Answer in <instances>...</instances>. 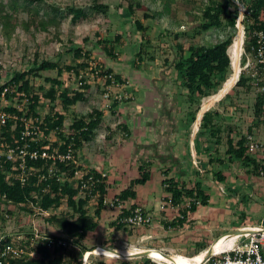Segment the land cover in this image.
<instances>
[{"label": "trees", "instance_id": "16d2710c", "mask_svg": "<svg viewBox=\"0 0 264 264\" xmlns=\"http://www.w3.org/2000/svg\"><path fill=\"white\" fill-rule=\"evenodd\" d=\"M242 2L247 8L243 20L246 33L245 53L242 57V66H244L249 58L253 60L257 58L261 40L260 33L264 35V0H242ZM140 5V0L136 2L129 0L126 8L129 16L136 15V9ZM166 8L168 9L169 5ZM110 9L109 4L99 0H93V3L87 8L75 5L64 7L55 0H0V31L8 38H11L19 27L34 32H57L67 19H70L73 25H78L92 19L95 13L107 14ZM23 12L28 13L26 20L20 18ZM201 14L202 21L195 31L196 33L212 28L230 29V32H227L225 38L212 44L190 43L185 46L182 43H177L174 60L169 62V59H166L171 66L170 71H174L175 76L179 77V86L183 87L184 94L190 101L189 106L193 109L189 112L190 118L188 117L190 127L196 121L201 110L202 100L217 94L232 73V58L229 48L237 31L239 5L234 0H204ZM161 15L162 12L159 11H145L143 18H155ZM135 24L141 34L136 52L139 58L138 64H140L144 62L145 57L153 60L155 55H150L142 49L143 41L151 43L147 33L148 26H145L138 18L135 19ZM186 35L188 36L187 33ZM121 44H123V34L120 32H117L113 37L99 36L98 39V45L111 58L117 57V47ZM69 51L73 52L77 60L74 64L63 66L57 60L40 61L36 57L30 67L15 71L6 80L3 79V67L0 65V110L13 115L5 124L0 121V150L3 153L0 158V222H6L9 216L16 213V210H23L26 214H30L35 212V207L44 210L58 209V212L44 217L45 223L52 224L56 230L74 239L70 246L65 247L59 244L56 238H53L55 243L49 247L48 240H35L32 226L25 227V237L19 243L30 245L35 253L32 257L25 256L21 259L9 257V264H83L85 253L89 250L83 241L87 239L89 233L97 230L103 209L106 207L109 189L108 178L103 177L96 169L91 168L89 175L85 178L88 181L89 176L93 177V183L88 181L91 184L88 191L83 189L80 184L76 186L69 180L63 182L59 179L61 176H75L74 163L43 158L34 160L27 156V167L40 170L28 174L26 182H22L19 177L21 156L18 153L15 159H8L6 156L10 147L23 145L26 141L30 144L29 149L31 150L46 148L52 152L57 145V143L50 142L53 134L64 140V144L60 147L62 152L67 150L69 144H73L76 155H79L85 144L97 136L98 130L105 122L106 111L104 109L93 107L84 114L74 111L69 124H67L66 111L72 110L78 102L88 99L87 90L91 88L94 81L97 82L98 87L102 86L103 91L111 93L112 90L109 86L111 87L114 83L122 84L129 80L115 68L93 59L94 48L86 49L84 45H74L69 48ZM139 67L141 68V66ZM47 70H57L58 74L53 77H45V83L37 87L33 81L41 76L42 71ZM95 71H98V77L100 76L104 80L90 79V74ZM81 74H83L82 78L85 83L80 90H74L65 85L64 80L80 77ZM255 79L253 71L250 72L249 68L243 69L232 91L237 93L239 87L255 89L257 94L253 106V122L255 121L256 124L261 122L264 125L261 119L264 114V93L257 91ZM48 83L50 84L48 85ZM259 84L264 85V81ZM118 94L111 93L108 100L113 101L109 104V108L116 109L123 101H133V96L119 99ZM239 98L238 96L233 97L232 93H227L218 102L219 105H223V110L211 108L202 115L195 137L197 158L201 156V159L199 158L200 163L197 162L196 165L194 164L195 166L193 165L199 180H195L191 184L180 183L168 175L169 170L164 171L163 185L168 194L165 200L178 208L179 212L171 220H162L165 229L182 228L188 223L189 215L196 211L199 205H209L211 197L202 179L204 173H212L215 182L221 183L226 178L224 168L227 162L251 168V171L257 174H260L264 169V163L261 162L258 154L260 150L254 152L249 150L248 136L251 134L253 125H249L247 131L239 135L231 121V125L223 122L224 117L235 113L234 111L239 105ZM228 99H230L229 103L226 102ZM24 118L30 120L31 125L38 131L37 135L29 136L26 141L21 139ZM119 127L124 138L131 135V129L127 123H120ZM68 128L71 131L70 134L66 132ZM110 133L109 138H113L114 129ZM150 166L149 161H141L140 175L132 179L130 184L115 196L114 200L118 198L125 203L130 198L136 199L137 186L145 185L151 179ZM214 167L220 169L215 170ZM43 174L45 176H42ZM92 201L95 203L93 213L88 207ZM8 205H14L15 209L9 208ZM61 206H65L66 209ZM139 207L144 216L149 215L144 207L134 203L129 208H123L110 222V225L117 229L127 227L129 224L124 219L134 215ZM1 233L4 235L6 232ZM9 242H11V237L6 235L0 240V248ZM196 246L198 252L192 256L209 247L202 242L196 243ZM137 258L139 259L137 261L124 259L120 264H156L148 256ZM98 264L111 263L99 260Z\"/></svg>", "mask_w": 264, "mask_h": 264}, {"label": "rangeland", "instance_id": "374dc122", "mask_svg": "<svg viewBox=\"0 0 264 264\" xmlns=\"http://www.w3.org/2000/svg\"><path fill=\"white\" fill-rule=\"evenodd\" d=\"M55 1L59 2L64 7L67 5H75L87 8L93 3V0ZM99 1L110 5L111 9L109 13L97 12L92 19L78 25H73L71 20L67 19L57 32H34L33 30L28 31L19 27L16 33L13 34L11 38H8L0 31V65L3 67V79H8L17 70L30 67L36 57H38L40 61L45 59L57 60L63 66L74 64L77 60L73 52L69 51V48H72L74 45H84L86 49L94 48V54L92 55L93 59L95 58V60L104 62L108 66L115 68L125 77L128 76L130 81L139 74L145 77L147 75H153L157 78L164 75L175 77V91L171 93V97L176 98L179 107L184 113L182 115V120H186V116L188 120L189 112L193 109L189 106L190 101L184 94L183 87L179 86V77L175 76L176 73L174 71H170L171 66L169 65V62L173 61L175 58L177 43H182L185 46L190 43L212 44L225 38L227 32H230V29L222 30L212 28L201 33L195 32L202 21L201 9L204 0H140L141 5L136 9V15L133 16H129L126 9L129 0ZM133 1L136 2L138 0ZM167 5H169L168 9L166 8ZM145 11H159L162 12V15L160 17L147 19L143 18ZM20 18L26 20L28 18V13L23 12ZM136 18L142 20L145 26H148L147 33L151 39L150 44L147 41H143V51H147L150 55H155V59L150 60L148 57H145L144 62L140 64H138L139 58L136 52L138 51V42L141 39V34L135 24ZM239 29L241 30V27L237 28L233 42L229 48L232 57L235 48V40H239L240 38ZM117 32L123 34V44L117 47V57L111 58L108 57L101 46L98 45V39L99 36L113 37ZM86 39L89 40L87 41ZM244 53L245 48L241 59L237 60L236 64L239 65L238 62L243 64L242 57ZM166 59H169V62H167ZM251 60L253 59L251 58ZM139 66H141V68ZM234 73L235 69L233 68L230 76L234 75ZM57 74V70L42 71L41 76L35 79L33 83L38 87L45 83V77H53L57 76ZM49 84L50 83H48V85ZM232 88L227 93H232L233 97H240L239 105L234 111V114L229 115L230 117H224L223 122L225 121V124H230L231 121L232 126L236 127L235 129L238 130L240 135V133L247 131L249 126L248 117L253 116V106L257 93L253 88L247 89L242 87H239L237 93H235L232 91ZM111 90L113 95L123 91L122 87L116 85L111 86ZM87 93L89 97L86 101H80L72 110L66 111L67 123L72 120L74 111L78 114H84L93 107L104 109L106 111V121L100 128L98 134L102 141H106L107 144L117 141L118 137L116 136L121 134L119 125L123 123L119 110L123 109V105L117 106L116 109L109 108L107 105L113 100L111 101L104 97L105 91H103L102 86L98 87L96 81L92 82L91 88L87 90ZM224 95L216 100L212 98L213 95L202 100L201 110L198 113L196 121L191 126V131L192 129L199 130L197 126L201 121L200 118H202V116L200 117V113L203 115L205 111L211 108L223 110V105H219L218 102ZM210 99H213L211 105L203 110V105L208 103ZM226 102L229 103L230 99ZM113 129L115 131V139L109 138L110 132ZM88 207L91 208V212L93 213L95 203L92 201L88 204ZM59 211L62 210L59 209ZM169 214H171V212H169ZM104 218L108 219V221L105 222L100 220L102 223H100L97 231L89 233L87 239L83 241L84 245L89 248L88 251L103 246L108 249H123L126 250V252L144 251L150 248L162 249L164 252H169V255L183 254L192 256L198 252V249L192 246L187 251L183 250V252H180L176 250L180 248V245L183 246L185 243L184 240L181 239V234H184V232L170 235L167 231H177L178 229H165L154 226V222H152L151 225H136V227L127 225L125 228L117 229L110 225V222L114 220L113 215L110 216V213L105 212ZM27 219L23 211L16 210V213L9 220L7 219V221L3 223L0 222V233L3 231L7 233L8 231L13 233L25 231V227L30 226V224L27 223ZM191 228L192 227H190V229ZM42 229L46 232H52L54 230L45 226H43ZM211 245L212 243L208 248H210ZM123 257L125 259H134V261L139 260L135 256H132L133 258H130L131 256ZM99 260H105L111 264H120V262L123 261L121 258L91 256V264H98Z\"/></svg>", "mask_w": 264, "mask_h": 264}, {"label": "crops", "instance_id": "0c3cea01", "mask_svg": "<svg viewBox=\"0 0 264 264\" xmlns=\"http://www.w3.org/2000/svg\"><path fill=\"white\" fill-rule=\"evenodd\" d=\"M174 81L175 77L168 75L157 78L140 74L129 80L130 84L122 90L133 96V101L120 103L123 109L119 111L121 121L129 125L131 135L124 138L123 133L118 134L117 141L107 144L97 134L81 149L86 163L97 171L108 173V204L100 220L108 221L104 218L105 212L113 215V219L121 212L119 206L112 207L110 202L140 175L141 161L151 163V179L145 185L137 186V198L128 199L123 208L134 203L144 207L152 215L154 226L165 228L162 220H171L179 214L178 208L165 200L168 194L163 185L164 171L169 170L168 175L180 183L191 184L199 180L194 167L201 159V156L197 158L195 147L198 130L191 131L187 116L182 120L184 113L176 98L171 97L175 91ZM248 123L253 125L251 134L264 144V125L253 122V116L248 117ZM258 154L264 163V149ZM224 169L226 178L221 183L215 182L210 172L202 177L211 197L209 205H199L182 229L167 231L170 235L184 232L181 239L185 243L176 250L187 251L191 246L197 249L198 242L213 244L226 234H234L235 230L264 228V175L238 163L227 162ZM163 203H166L164 208Z\"/></svg>", "mask_w": 264, "mask_h": 264}, {"label": "built area", "instance_id": "2783aa9c", "mask_svg": "<svg viewBox=\"0 0 264 264\" xmlns=\"http://www.w3.org/2000/svg\"><path fill=\"white\" fill-rule=\"evenodd\" d=\"M238 5H239V17H238V22H237V28L241 27L240 30V37H241V49L242 53L244 51L245 47V26L242 24L244 18H245V12H246V6L242 2V0H234ZM260 38L261 40L259 41V48H258V53H257V58L254 60H251V58L248 59L246 64L244 66H241L242 64L239 62L240 66V72L243 71V69L249 68L250 72L253 71V75L256 77L255 79V86L257 91L260 93H264V85L259 84V82L264 81V35L263 33H260ZM241 53V56H242ZM240 56V59H241ZM232 57V54H231ZM232 66L234 68V57H232ZM98 71L93 72L90 74V79H98L104 80L102 77H98ZM83 74L80 75V77L77 78H70L64 80V83L66 86H68L71 89L74 90H80L81 86L85 83V81L82 78ZM130 84L129 81H126L124 83H114L112 86H120L122 88H127V85ZM109 88H111L109 86ZM112 93V92H111ZM110 92H105L104 97L107 99H110L111 97ZM4 94V93H3ZM123 97L128 98L132 97L128 92L122 91L120 94H118L119 99H123ZM108 107L110 106L109 104L107 105ZM13 117V115L10 112L0 110V121L2 124H5L9 118ZM262 121L264 123V114L262 116ZM201 120V118H200ZM69 124V123H67ZM200 124V122H199ZM68 126V125H67ZM67 133H71L70 129L68 128ZM22 136L21 139L26 141L29 136H35L38 134V131L31 125V121L28 120L27 118H24V129L22 130ZM41 138V137H40ZM249 142V150L251 152L257 151V150H263L264 149V144L261 143L259 140H257L253 134H250L248 136ZM51 143H57L55 150L50 152L46 148H39V149H29L30 144L26 141L23 145H17L16 147H10L8 149V152H6V156L8 159H15L17 157V153L19 156H21L22 160L20 162V168H21V173L19 174L20 180L22 182H26L28 174H33L34 172H38L40 169L36 168H28L27 167V156H29L31 159L37 160L39 158L43 159H52L53 161H62V162H72L75 164V176L74 177H67V176H61L59 179L61 181L69 180L70 182H73L76 186L77 185H82V188L85 190L90 189L91 184L89 183L93 180L92 176H89L88 181L85 180V178L89 175V170L92 168L86 161L82 158V155L80 154L81 151L79 152V155H76L73 144H69L67 147V150L65 152H62L60 150V147L62 144H64V140L59 139L56 134H53L50 138ZM3 155L2 150H0V158ZM99 173L103 177H107V174L105 171L100 170ZM262 175H264V169L261 172ZM42 176H45L43 174ZM108 204V202H106ZM110 205L113 206H119V208L123 209L124 203L116 198L115 200L110 202ZM166 203L162 204V208H164ZM9 208L15 209L14 205H8ZM61 208H65V206H61ZM23 211V210H22ZM58 212V209H53V210H44L38 207H35V212L26 214L25 211H23L24 215L27 216V223L32 226V232L34 233V238L35 240H48V245L49 247H52L55 243L53 238H56L57 242L65 247L70 246L74 241L73 238H70L66 236L65 234L61 233L60 231L56 230L52 224L50 223H45L44 217L49 216L51 214H54ZM14 215V214H13ZM9 216L8 220L13 216ZM125 222H127L131 226L136 225H146L150 224L153 221L152 215H147L144 216L141 208L139 207L136 209L134 215H130L129 217H126L124 219ZM26 223V222H25ZM45 226L49 229H54L52 232H46L45 230L42 229V227ZM0 233V240H2L6 235L11 237V242L6 244L4 247L0 248V264H9V257L12 258H24L25 256L27 257H32L35 253V251L31 248L30 245H22L19 243L21 239L25 237V231H19L18 233H13L8 231L4 235H1ZM51 234V235H50ZM53 235V236H52ZM230 237H235L234 243L226 247L220 251H215L212 249V255L208 259H204L200 263H196V261H192V263L189 264H264V253H263V248H264V228L259 227L256 228V230H244L240 231L236 234H226L220 238H230ZM219 238V239H220ZM218 239V240H219ZM213 246V245H212ZM98 248L102 249H108L103 246H99ZM98 248H95L91 251H87L84 256L83 264H91L90 262V257L91 255L99 256V257H104L108 258L104 253L102 254H97L94 253ZM112 250V249H108ZM206 253V251H205ZM149 258L156 264H179L177 262H166L164 260L158 259L152 255V253H149L148 255ZM116 258H121L124 260L125 258L123 256L116 257ZM131 258V257H130ZM190 259H194V257H189Z\"/></svg>", "mask_w": 264, "mask_h": 264}, {"label": "bare ground", "instance_id": "6f19581e", "mask_svg": "<svg viewBox=\"0 0 264 264\" xmlns=\"http://www.w3.org/2000/svg\"><path fill=\"white\" fill-rule=\"evenodd\" d=\"M235 48H234V52H233V57H234V69H235V73L234 75L230 76L227 81L225 82L223 88L215 95L212 96V98L214 100L221 98L224 94H226L231 88L232 86L236 83L238 76H239V72H240V66L237 63V60H240V56L242 53V49L240 47L241 45V37L239 38V40H235ZM239 63V62H238ZM210 99V101L208 103H205L202 107V109H206L209 105H211L212 100ZM201 113H200V117H201ZM235 241V237H230V238H220L219 240L215 241L213 243L212 249L215 251H220L226 247L231 246ZM139 251L142 250H138V251H134V252H126V250H121V249H116V250H108V249H102V248H98L96 251H94V253L97 254H102L104 253L106 256L108 257H112V258H116V257H120V256H129L135 253H138ZM148 253H152V255L158 259L164 260L166 262H177L179 264H189L192 263V261H196V263H200L204 260L205 258V251H202L201 253L193 256L194 259H190L189 256L183 255V254H176L173 255L172 257H168L166 255H164V253H162L160 250L158 249H149Z\"/></svg>", "mask_w": 264, "mask_h": 264}, {"label": "water", "instance_id": "95a60500", "mask_svg": "<svg viewBox=\"0 0 264 264\" xmlns=\"http://www.w3.org/2000/svg\"><path fill=\"white\" fill-rule=\"evenodd\" d=\"M233 232H234V233H237L238 231L235 230V231H233ZM211 248H212V247H210V248L207 250L206 255H205V259H208V258L211 257V255H212V249H211ZM148 252H149V251L144 250V251H141V252H138V253H135V254L129 255V256H131V258H133L132 256H135V257L147 256V255H148ZM164 255H166V256H168V257H172V256H170V255H168V254H164Z\"/></svg>", "mask_w": 264, "mask_h": 264}, {"label": "clouds", "instance_id": "9594fccd", "mask_svg": "<svg viewBox=\"0 0 264 264\" xmlns=\"http://www.w3.org/2000/svg\"><path fill=\"white\" fill-rule=\"evenodd\" d=\"M230 55H231V53H230ZM232 58V57H231ZM239 79V78H238ZM237 82V81H236ZM202 116V115H201ZM197 128H199V125L197 126ZM238 232H240V231H238ZM237 232V233H238ZM234 234H236V233H234ZM213 245V244H212ZM212 245H211V247H212ZM150 249H152V248H150ZM209 249V248H208ZM207 249V250H208ZM212 249V248H211ZM112 250H116V249H112ZM149 250V249H148ZM148 250H146V251H148ZM159 250V249H158ZM207 250H204V251H206L207 252ZM162 253H164V254H168V253H165L163 250H160ZM148 255H149V253H148ZM147 255V256H148ZM169 255V254H168ZM170 256H173V255H170ZM187 256V255H186ZM189 257H193V256H189ZM109 258V257H108ZM205 259V258H204Z\"/></svg>", "mask_w": 264, "mask_h": 264}]
</instances>
